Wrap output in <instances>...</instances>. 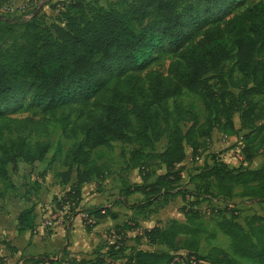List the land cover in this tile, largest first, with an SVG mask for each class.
<instances>
[{
	"label": "trees",
	"instance_id": "1",
	"mask_svg": "<svg viewBox=\"0 0 264 264\" xmlns=\"http://www.w3.org/2000/svg\"><path fill=\"white\" fill-rule=\"evenodd\" d=\"M242 1L249 0H132L118 10L73 0L67 6L66 26H46L38 16L22 24L0 18V31L7 36L22 26L19 38L7 49L0 48V137L30 133L31 125L36 124L32 119L15 120L7 115L23 94L30 95L33 106L44 114L71 110L74 104L94 100L99 113L91 111L89 121L82 126H71L70 115L59 119L65 138L75 142L64 155L68 170L56 177L68 185L75 174L63 205H74L77 210L83 186L93 178L105 177L104 167L92 153L111 149L114 143L138 146L130 161L143 183L129 186L124 196L152 195L165 205L181 196L176 185L182 180V172L177 167L186 159V148L193 157L205 151L215 129L234 136L244 132L242 154L244 161L251 163L257 156V140L264 142V105L255 101L257 97L264 100V61L258 59L264 54V2L234 15L223 27L213 26ZM163 47L177 54V59L167 75L148 74L146 89L145 80L136 73ZM230 61L235 62L242 80L223 75V64ZM212 72L216 84L208 76ZM230 87L237 88L238 94ZM184 90L201 97L203 121L199 113L176 101ZM77 130L83 139L78 140ZM165 136V150L156 153V145ZM51 148L50 142L32 145L27 136L0 141V183L7 190L13 189L10 167L17 173L21 163L31 167L42 163ZM152 158L165 168L154 182L146 171L147 160ZM201 178L216 180L223 198H231L241 187L244 195L264 201V164L256 170L243 166L228 170L217 162ZM7 190L0 186V198ZM102 211L87 213L102 220L108 210L105 214ZM76 213L81 215L82 211ZM182 213L186 223L171 220L165 227L144 230L140 236L168 252L137 250L125 256L123 264H238L237 259L264 264L263 217H252L247 229L235 219H224L218 230L229 238L232 256L213 247L203 259L199 252L208 229L201 213L185 208ZM36 229V209L32 206L19 215L18 230L34 233ZM0 264H5L3 258ZM96 264L105 263L97 260Z\"/></svg>",
	"mask_w": 264,
	"mask_h": 264
},
{
	"label": "rangeland",
	"instance_id": "2",
	"mask_svg": "<svg viewBox=\"0 0 264 264\" xmlns=\"http://www.w3.org/2000/svg\"><path fill=\"white\" fill-rule=\"evenodd\" d=\"M12 1H0V18L22 24L38 16V21L46 26L52 24L66 26L67 6L73 0H42L38 2H35V0H16L18 5L24 8L6 13V6ZM131 1L85 0L86 4L118 10L124 9ZM259 2H264V0L242 1L233 7L231 12L224 15L222 20L213 23V26L223 27L228 19ZM21 33L22 26H18L15 33L10 36L0 31V48L7 49L14 40L19 38ZM176 59L177 54L170 52L167 47H163L158 49L153 54L152 60L136 74L145 80L144 85L148 89L147 75L150 73L167 75L170 64ZM258 59L264 61V54L258 55ZM222 73L226 79L232 76L234 81H240L243 78L237 71L235 62L232 61L223 64ZM208 76L211 78L212 84L217 83L213 72ZM230 91L235 94L239 92L234 87H230ZM176 101L199 113L201 121L204 120V106L199 95L184 90ZM255 101L264 105L263 97H257ZM172 104L173 100H170V107H172ZM10 110L7 114L10 118L15 120L32 119L36 124L31 125L30 133H5L0 137V141L14 139L17 136H27L32 145L37 142H50L52 148L47 159L42 163H37L33 167L21 163L17 173H13L12 167H10L9 172L14 188L7 190L5 189L6 186L0 183L2 190H7L6 197L11 200L12 198L18 200L29 197L30 200L35 198L43 204L53 206L50 212L53 214L49 216V219L43 221L47 231L51 232L53 223L60 222L59 226L62 228L61 232L64 236L60 250L65 248L66 240H68L67 233L70 231V238L74 236V239L69 242H75L71 245H77V252L80 255L90 258L99 256L91 261L92 264H96L97 260H102L105 264H123L125 256L137 250L168 252L169 250L166 247L151 246L140 236L143 235L144 230L152 229L157 225L165 227L169 220L178 219L182 223H186V218L184 219V215L181 213L182 208L198 210L208 229V233L204 236L200 246L199 254L203 259L207 258L213 247L221 248L232 256L229 238L218 230V224L224 219H235L247 229V224L252 217L264 218V201L244 195V190L241 187L235 189L231 198H223L219 195L216 180L201 178V175L210 170L217 162L224 164L228 170L237 169L241 166L251 170L261 168L264 164V142H261L260 138L256 143V158L251 163H246L242 154L244 145L242 136L244 132L234 136L225 135L220 129H215L211 143L205 151H200L197 156L193 157L191 149L186 148V159L177 167L182 172V180L176 185L177 190L181 192V196L165 205L162 199L156 202L153 199L154 196L139 193L128 199V204H118L116 206L117 220L110 218L112 213L107 208L108 216L94 222L87 219L89 209H103L106 211L104 206L116 202L115 200L118 201V197H124L129 186L142 183L138 169H134L130 161L132 152L138 149V146L118 142L114 143L111 149L100 148L92 153V158L96 159L98 165L104 167L105 177L102 180L93 178L92 182L83 186V189L86 188V191H84L85 198L82 196L80 209L77 210L74 205H63L67 190H70L72 182H75V174L72 176V182L68 185L63 184L62 180L56 177V174L68 170L64 165V155L75 142L65 138L59 125V119L62 115H70L71 126H82L89 121L88 114L91 111L99 113L94 105V100H90L84 105L74 104L71 110H60L55 113L44 114L40 109L33 106L30 95L23 94L19 102L14 104ZM234 123L238 128L240 127L238 116L234 117ZM182 128L185 129V125H182ZM77 134L78 140L83 139L80 130H77ZM166 144L167 137L165 136L156 145V153L163 152ZM58 147L62 148L60 152ZM146 171L152 174L150 182H154L162 172L165 173V168L159 163L158 159L152 158L147 160ZM90 188H94V190ZM81 209L80 222L75 225L73 222L77 218L76 212L81 211ZM45 210L49 214L46 208ZM212 233H216L217 237L210 239ZM75 235L78 236V239L75 238ZM180 254L185 255L184 252H180ZM100 256L103 257L100 258ZM237 260L238 264H255L244 259Z\"/></svg>",
	"mask_w": 264,
	"mask_h": 264
},
{
	"label": "crops",
	"instance_id": "3",
	"mask_svg": "<svg viewBox=\"0 0 264 264\" xmlns=\"http://www.w3.org/2000/svg\"><path fill=\"white\" fill-rule=\"evenodd\" d=\"M163 173L164 172H162V174ZM142 183L135 184L142 185ZM90 189L94 190V188ZM82 191L84 193H82V196L85 198L84 191H86V188ZM136 194L139 193L131 194L128 197H118V201L115 200L116 202L104 206L112 213L110 218L117 220L118 213L116 212V206L118 204H128V199H131V197ZM6 195L7 194H5L3 198H0V258L4 259L5 264H86V262L87 264H92L91 261H94L93 259L95 257H99L97 254V256H92L91 258L80 255L77 252V245H71L75 242H69L74 239V236L70 238V231L67 233L68 240H66L65 248L60 250V246L64 240V236L61 232L62 228L59 226L60 222L53 223L52 230H50L51 232L47 231L43 223L44 220L49 219V216L53 214L50 213L53 206L43 204L35 200V198L30 200L29 197L18 200L12 198L11 200L8 199ZM32 206H35L36 209V231L34 233L29 231L19 232L18 217L23 211ZM45 208L49 211V214ZM76 217V219H74V217L71 218L72 220L74 219L73 224L75 225L80 222V215H76ZM75 238L78 239V236L75 235ZM102 257L103 256H100V258Z\"/></svg>",
	"mask_w": 264,
	"mask_h": 264
},
{
	"label": "built area",
	"instance_id": "4",
	"mask_svg": "<svg viewBox=\"0 0 264 264\" xmlns=\"http://www.w3.org/2000/svg\"><path fill=\"white\" fill-rule=\"evenodd\" d=\"M38 1H42V0H35V2H38ZM22 8H24V7L18 5L16 0H13L8 6H6L5 11H6V13H9V12L11 13V12H15V11L22 9ZM102 214H105V211H102ZM87 219L90 221H94V222H96V220H97L95 217H90V216H88Z\"/></svg>",
	"mask_w": 264,
	"mask_h": 264
}]
</instances>
